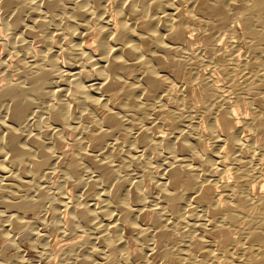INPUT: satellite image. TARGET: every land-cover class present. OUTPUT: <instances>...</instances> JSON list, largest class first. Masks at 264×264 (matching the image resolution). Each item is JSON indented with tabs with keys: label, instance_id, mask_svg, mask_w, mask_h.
I'll return each mask as SVG.
<instances>
[{
	"label": "bare ground",
	"instance_id": "1",
	"mask_svg": "<svg viewBox=\"0 0 264 264\" xmlns=\"http://www.w3.org/2000/svg\"><path fill=\"white\" fill-rule=\"evenodd\" d=\"M1 30L0 238L52 196L70 264H264V0H0Z\"/></svg>",
	"mask_w": 264,
	"mask_h": 264
},
{
	"label": "rangeland",
	"instance_id": "2",
	"mask_svg": "<svg viewBox=\"0 0 264 264\" xmlns=\"http://www.w3.org/2000/svg\"><path fill=\"white\" fill-rule=\"evenodd\" d=\"M183 24H184V27H187V28H185L186 30H189L191 28L198 30L194 24L192 25V23L184 21ZM188 27H190V28H188ZM193 34H194V35H192V39L193 40L191 41L192 42V47L194 49L197 48V47L200 48L201 47V45H200V36H199L198 33H193ZM53 35L55 36V34H53ZM0 36H2V37L5 36V32L3 30L0 31ZM94 38H96V34L95 33H93V34L91 33L90 35L83 36L82 37L83 45L84 46H89V45L91 46L92 44H94L93 43ZM197 38H198V40H197ZM227 38L229 39L230 42L231 41L233 42V39H234V41H235L234 43H235V46L237 48L236 50L238 52L244 51L245 45H244V43L242 41L243 39H242V34H241L240 27H236L234 34L228 35ZM51 41H53L52 42L53 47L55 49L58 48L57 49L58 50L57 51V53H58L57 54L58 55L57 56V60L59 61L58 63L61 65V67H65L66 68L67 67V65H66L67 60H66L65 55L63 54L62 50H64L66 45L68 44L67 37L63 36L62 39L61 38L59 39L58 37L55 36V37L51 38ZM37 44L38 43H33L32 45H33L34 48L35 47H39V44L38 45ZM223 47H225V45ZM225 51H226V49H225ZM0 55H1V57H4L5 56V51L4 50H0ZM13 58H16V57H12V59H11L12 61H16L17 58L16 59H13ZM232 58H230V60L232 59V60H234L236 62L237 58L235 56L232 57ZM200 66L201 65H197L196 67L198 69H200L199 68ZM201 68H202L201 70H204V71H210L211 70V69H207V67H202L201 66ZM213 73H214V75H213ZM11 76L14 77V79H15L14 74L11 75ZM212 76L214 77L213 79L216 80V82L214 84L218 83L217 80L219 82L223 81L221 76L219 74H217L216 71L215 72L212 71ZM3 77L4 76H2V74H0V89L2 87V84L4 83V78ZM217 77H219L220 80ZM222 85H223V82L218 83V85L216 84V85H213V86L219 88ZM247 95L248 94H246V93L243 95V99L244 100L247 98ZM238 104L239 103H235L234 104L235 106L232 105L233 107H231V108H233L234 110L236 109L237 112L236 111L235 112L237 113L238 116H240L242 118L243 117L249 118V116H250L249 112L250 111L246 109V106H244L243 103L240 102L241 105H239V106H238ZM239 111H242V112H239ZM200 122H202V120H200ZM201 125L202 124H200V126ZM203 125H204V122H203ZM201 128L204 130V126H201ZM70 137H71L70 135H66V137H65L66 138V142H65V144L63 146L64 148L62 147V149H61L62 151H64V150L66 151V150L71 149L72 144H71V141H70L71 140ZM204 140H205L206 147L208 148V150H210L211 142L208 140V138H204ZM51 167L53 168V169L51 168L52 169L51 170L52 174L47 175L49 180H48V182H45V186H44V189H46V192L51 193V192H56V191L60 190L61 193H63V194L65 193V195L67 194L68 197H71L72 200H74V202H75V200L77 202H79V203L83 202V198H82V194L83 193L81 192L82 189H78V190L74 189L75 187H73V185H71V183H69V182H65L66 184L64 182L60 183L61 181H60L59 177L61 176L60 175L61 172L59 170H61L60 167L62 168V161L59 160V159L55 160L52 163ZM57 169H59V170H57ZM46 173H48V172H46ZM154 178H157V174L155 172L152 175V177L150 179H148L150 181V183H152L154 181L153 180ZM41 180H43V178H41ZM149 181H148V183H149ZM58 183H60V184H58ZM60 186H62V187H60ZM56 188H58V189H56ZM55 189H56V191H55ZM55 198L54 197L52 198V196L51 197L49 196L48 197L49 200L41 203L39 205L40 209L37 208L36 211L34 210L35 212L33 210L25 211L24 209H20L19 208V209L14 210L13 212L11 211V212L8 213V214H11V216L13 218L21 220L24 223L26 228L24 229V231H20L19 232L20 234L15 229L11 230L10 232L8 231L9 232L8 238L5 239V241H4L3 238H0V260L4 264H61L63 259L67 260L66 263H69V261H70V263L72 262L71 261L72 260L71 256L66 257L64 252L61 253V251L64 250V246H68L71 243H76V242L78 243V242L82 241L83 238H84V235H82L80 237L77 236L78 234L81 235L82 232H79V233L78 232H75V233L66 232V233H69V234L63 233V235H59L58 234L59 231L57 232L55 229L52 230V228L50 227L51 224L49 222L52 221L51 218L53 219V217H51V216H53L55 211L53 212V210L51 209V211H52L51 212L49 208H51L53 206V204L57 203V197H55ZM77 198H79V199L77 200ZM147 215H149L148 212H147ZM67 220H64V221H67ZM5 224L8 225L6 222H5ZM5 224H3V225H5ZM129 225H131V224H127V225L123 224L120 227L121 230H119V233H120V237L124 241V244L126 245V249L127 250L129 249L130 252L131 251L135 252L136 249L133 246V239H132L135 236V234H134L135 232L133 230V227H131ZM25 230H26V232H25ZM82 231H84V228H83ZM76 233H78V234H76ZM34 234H35V236H34ZM70 234H71V236H70ZM76 236L78 238H75ZM62 237H63V239H62ZM59 240H61V241H59ZM75 240H78V241H75ZM126 243H128L129 245L126 244ZM130 245H131V247H133L134 250H132L131 247L129 248ZM38 247H39V250L37 249ZM62 247H63V250H62ZM59 250H60V252H59ZM44 253L46 254V256H45ZM41 254H43V255H41Z\"/></svg>",
	"mask_w": 264,
	"mask_h": 264
}]
</instances>
